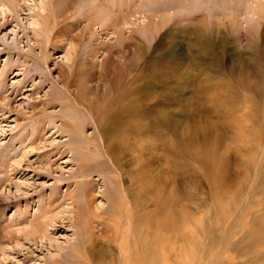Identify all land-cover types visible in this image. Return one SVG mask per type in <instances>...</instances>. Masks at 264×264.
<instances>
[{
    "label": "rangeland",
    "instance_id": "1",
    "mask_svg": "<svg viewBox=\"0 0 264 264\" xmlns=\"http://www.w3.org/2000/svg\"><path fill=\"white\" fill-rule=\"evenodd\" d=\"M9 1L0 10V264H78L77 252L118 264L99 230L118 220L125 231L129 215L162 240L173 235L190 264H264L253 253L264 251L260 0L132 1L124 37L134 30L139 42H126V64L107 52L117 69L102 81L115 35L94 29L98 54L85 60L87 18L96 7L116 15L127 0H70L61 13L49 0ZM52 20L68 29L57 36ZM148 21L162 24L144 34ZM67 52H76L72 71ZM76 83L98 106L117 90L132 94L139 131L103 135L75 105ZM169 212L176 232L164 228Z\"/></svg>",
    "mask_w": 264,
    "mask_h": 264
},
{
    "label": "bare ground",
    "instance_id": "2",
    "mask_svg": "<svg viewBox=\"0 0 264 264\" xmlns=\"http://www.w3.org/2000/svg\"><path fill=\"white\" fill-rule=\"evenodd\" d=\"M7 1L11 4L9 0H5V2H0V10L4 13V10H10V4L7 5ZM118 0H113L112 5H117ZM134 0H127L126 3L122 5V9L117 7L116 9V15L113 14V11L111 9L105 8L103 10L101 7H96V13L90 14L88 16L87 21V33L89 34L87 43L85 46V60L87 57L93 56L95 53L98 52L97 48L94 46V40L95 37L98 35L97 31L93 32V30L99 29V31L107 30V29H113V34L115 35V44L108 46L107 50L102 51L104 53V57L99 63L100 70L97 72L99 80H103V77H107L108 75H115L114 69H117V65L114 61H112L111 55H109L107 52H112V49L116 50L118 54L123 55V60L126 64L127 58H124V54L127 53V45L126 42L132 38L135 37V40L138 41L136 36H134L135 31L130 30V35L126 38L124 37V27L128 25V14L130 12H133V7L136 5L131 3ZM48 3V2H47ZM73 3V1L70 2V0H55L50 1L49 0V7L50 9L55 8L54 10L56 13H61V11H70V5ZM42 9L46 8V3L40 2ZM13 5H11L12 7ZM129 11V13H128ZM10 12V11H9ZM258 16L260 19H264V0H260V3L257 4L253 8V16ZM96 18V23L93 22V18ZM53 19V18H52ZM56 19V18H55ZM119 19V21H118ZM155 19V18H154ZM59 20V19H58ZM37 21V20H36ZM65 21V20H64ZM53 20L51 21L53 29H56V35L59 36L60 32L62 34V31L67 30L66 27H62L57 29L58 25H61L63 22H59L55 20V24H53ZM148 25H145L144 30L142 33H151L152 31H155L158 29L159 26H161V22H152L148 21ZM34 25V24H33ZM39 24L36 23V26ZM35 26V25H34ZM62 26V25H61ZM69 27H72L71 23L68 24ZM40 27V26H38ZM142 28V29H143ZM141 33V32H140ZM55 35V34H54ZM134 40V39H133ZM71 41V40H70ZM139 42V41H138ZM139 48V46H137ZM100 49V48H99ZM76 52L73 54H70L69 52L66 53L65 58L71 62V64L68 66L69 70L72 71V63H76L75 61H72L75 57ZM98 54V53H97ZM72 57V60H70ZM77 64V63H76ZM87 71V70H86ZM85 71V72H86ZM70 74H67V71H63L61 77H62V85L64 88H68L72 83L70 81L71 79ZM73 78V77H72ZM77 88L76 93L74 94V103L77 107L80 108H86L91 114L92 121L96 127L97 130H101L103 135H107L110 131H114L117 134L124 133L128 131L130 134L131 132L139 131V123H138V111H137V105L135 103V99L128 100V103H125V99L127 97H130V93L126 92H120L117 90L116 95L113 98L104 99V97L99 98L100 100H103L102 102L105 103L103 106H98L91 102L90 100H87L88 98L85 97V93L82 91V86L80 83L74 84ZM96 95V92H95ZM70 97V96H69ZM87 98V99H86ZM106 98V97H105ZM128 99V98H127ZM97 113V116L95 115ZM99 130V131H100ZM136 133V132H135ZM264 155V154H263ZM84 199V198H83ZM121 210V209H120ZM171 212L167 214L166 221L164 223V228L169 229L170 232L175 231L176 227H174L173 218L171 215H169ZM82 216L83 220L81 223V227L83 229V249L87 250V252H91L89 241V234L88 232V222H90L88 211L86 209L82 210ZM132 216L129 215L127 218V221L125 223V231L121 228V221H115L114 228H110V226L103 227L99 230L100 234L104 236V238L107 239L106 243L112 242L117 245V252H118V258L117 263L118 264H168L169 260L173 264H190L193 261H189L187 259V254L184 249V246L182 244L179 245V248L174 247L175 245V238L173 235H168L165 240L160 239L156 234H152V225L151 224H144L143 226L137 228L135 227V224L132 223ZM104 221L101 223H98L99 225L103 224ZM90 226V225H89ZM174 243V244H173ZM261 244V243H260ZM253 247V245H252ZM254 248L257 253V255L260 256V259L264 260V251H260L257 249V247ZM250 249V247H249ZM237 247V250L235 251L237 257L241 256V253L243 255V251ZM245 251V250H244ZM245 253V252H244ZM170 257H167V256ZM246 255V254H245ZM256 257V256H255ZM76 258L78 264H100L96 260L90 259V262L83 258V255L80 252L76 253ZM200 260V259H199ZM88 261V262H87ZM202 264V263H201Z\"/></svg>",
    "mask_w": 264,
    "mask_h": 264
}]
</instances>
